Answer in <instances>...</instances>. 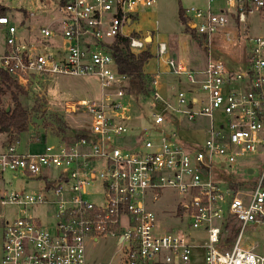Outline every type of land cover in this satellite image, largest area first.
<instances>
[{"label": "built area", "instance_id": "obj_1", "mask_svg": "<svg viewBox=\"0 0 264 264\" xmlns=\"http://www.w3.org/2000/svg\"><path fill=\"white\" fill-rule=\"evenodd\" d=\"M218 1L184 9L192 33L206 41L264 13V0H222L215 11ZM155 2L56 0L53 11L43 10L46 24L0 16V73L16 85L44 89L57 74L92 75L102 89L96 100L64 104L66 113L88 116L90 130L81 136L55 135L58 142L36 153L18 150V139H0V264H90L88 247L107 236L125 264H264V254L242 245L246 228L264 223V171L249 190L214 177L264 149V35L247 38L242 69L208 58L202 70H189L155 30L140 35V11ZM121 37L131 52L151 54L142 69L152 78L147 134H133L131 77L118 71L113 49ZM160 75L177 83L163 93ZM200 117L208 119L203 138L180 139L181 121ZM30 183L40 190L26 191ZM165 189L181 196L168 213L154 209Z\"/></svg>", "mask_w": 264, "mask_h": 264}, {"label": "rangeland", "instance_id": "obj_2", "mask_svg": "<svg viewBox=\"0 0 264 264\" xmlns=\"http://www.w3.org/2000/svg\"><path fill=\"white\" fill-rule=\"evenodd\" d=\"M206 0H156L152 6L140 11L138 25H140V35H146V31L155 30L156 35L163 40L168 49L170 57L189 70H202L208 58L219 59L228 68L234 70L242 69V57L249 47L247 38L264 35V16L259 13L247 15L244 23H233L219 33L213 34L209 41L198 36L192 31L184 28L179 21L180 10H184L191 5H205ZM56 0H0V5L8 9L7 14L11 15L10 20L17 24L25 18L22 11L31 13V23L46 24L48 18L43 17L42 11L51 12L54 10ZM215 11L223 7L222 0L212 5ZM136 23L132 26L135 29ZM5 32L0 28V54L4 48ZM200 41L203 45H201ZM208 42V43H207ZM147 87H151L152 78L146 74ZM200 79L201 76H195ZM160 82L164 89L168 90L176 84V78L172 75H160ZM171 85V86H170ZM179 87L185 89L187 82L181 78ZM170 86V87H169ZM134 94L133 113L135 125L133 134H147L151 129L152 118L149 115V105L152 102V93L140 92L136 89V84L131 83ZM168 89H167V88ZM41 89V90H40ZM28 89L26 95H20L22 105L28 111V125L25 132L16 134L12 131L0 129V139L4 142L19 140L18 150L21 152H40L44 143L58 142L53 136L64 134L73 136L90 130V121L86 113H66L64 111L65 102L80 99L96 100L101 94V87L96 76H73L54 75L43 89ZM162 89V92L164 91ZM1 106L9 109L12 101L7 92L2 96ZM139 121H143L140 124ZM208 125L207 118H198L195 122L182 120L179 128V138L191 140L194 137L203 138V128ZM167 128V127H166ZM165 128V129H166ZM177 129L176 125H173ZM40 134L49 135L41 144H28V139ZM76 136V135H75ZM264 171V149L256 153H246L236 158L235 165H227L214 175L215 180L221 185L235 184L241 190H249L259 182ZM17 181V185H18ZM40 183H30L25 185V190L38 192ZM181 196L175 191L165 189L161 198L155 203L154 209L159 212L168 213L174 211ZM164 208V209H163ZM166 208V209H165ZM11 209L8 208V214ZM38 215L42 210L36 211ZM252 229L255 234H252ZM196 234V232H195ZM243 246H252L254 252L264 254V223L255 227H247L242 237ZM88 261L90 264H125L124 255L116 245L113 237L100 238L97 243L91 244L88 249ZM2 255V237L0 228V259Z\"/></svg>", "mask_w": 264, "mask_h": 264}, {"label": "trees", "instance_id": "obj_3", "mask_svg": "<svg viewBox=\"0 0 264 264\" xmlns=\"http://www.w3.org/2000/svg\"><path fill=\"white\" fill-rule=\"evenodd\" d=\"M8 9L0 5V16L6 15ZM179 21L185 29L191 31L190 20L185 15L184 10H180ZM128 38H116L113 43L114 56L117 64V69L120 72L126 73L131 77V83L136 84L137 91L149 92L151 87L145 89L146 74L143 73V65L151 57L148 50H143L139 53H133L128 46ZM201 45L202 42L200 41ZM148 77V76H147ZM133 93V89L131 87ZM9 93L12 106L7 110L1 106L2 96ZM20 95H26V91L16 85L5 73H0V129L3 131H12L16 134L25 132L28 123V111L20 101ZM134 96V94H133ZM81 136V134H75ZM264 185V175L262 178Z\"/></svg>", "mask_w": 264, "mask_h": 264}, {"label": "crops", "instance_id": "obj_4", "mask_svg": "<svg viewBox=\"0 0 264 264\" xmlns=\"http://www.w3.org/2000/svg\"><path fill=\"white\" fill-rule=\"evenodd\" d=\"M260 15H262V16H264V13H259ZM42 15H43V11H42ZM23 16H25V18H24V20L26 21V22H28V23H31V21H32V19H31V13H24L23 14ZM31 24H33V23H31ZM190 26H191V24H190ZM0 28H2V27H0ZM3 29V28H2ZM4 30V29H3ZM161 84H162V82H161ZM171 86V85H170ZM169 86V87H170ZM168 87V88H169ZM167 88V87H166ZM167 88V89H168ZM162 89H164V86L162 85L161 86V91H162ZM167 90L166 89H164V91H163V93H165Z\"/></svg>", "mask_w": 264, "mask_h": 264}, {"label": "water", "instance_id": "obj_5", "mask_svg": "<svg viewBox=\"0 0 264 264\" xmlns=\"http://www.w3.org/2000/svg\"><path fill=\"white\" fill-rule=\"evenodd\" d=\"M7 110H8V109H7ZM261 148H262V147H261V146H259V149H260V150H261Z\"/></svg>", "mask_w": 264, "mask_h": 264}]
</instances>
